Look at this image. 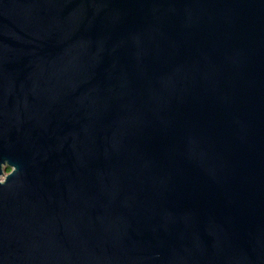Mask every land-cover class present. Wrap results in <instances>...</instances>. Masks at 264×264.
Returning <instances> with one entry per match:
<instances>
[{"label": "water", "instance_id": "1", "mask_svg": "<svg viewBox=\"0 0 264 264\" xmlns=\"http://www.w3.org/2000/svg\"><path fill=\"white\" fill-rule=\"evenodd\" d=\"M0 264H264V0H0Z\"/></svg>", "mask_w": 264, "mask_h": 264}, {"label": "flooded vegetation", "instance_id": "2", "mask_svg": "<svg viewBox=\"0 0 264 264\" xmlns=\"http://www.w3.org/2000/svg\"><path fill=\"white\" fill-rule=\"evenodd\" d=\"M11 169V168H10ZM10 169L8 171H10Z\"/></svg>", "mask_w": 264, "mask_h": 264}, {"label": "trees", "instance_id": "3", "mask_svg": "<svg viewBox=\"0 0 264 264\" xmlns=\"http://www.w3.org/2000/svg\"><path fill=\"white\" fill-rule=\"evenodd\" d=\"M8 169H10V168H8Z\"/></svg>", "mask_w": 264, "mask_h": 264}, {"label": "rangeland", "instance_id": "4", "mask_svg": "<svg viewBox=\"0 0 264 264\" xmlns=\"http://www.w3.org/2000/svg\"><path fill=\"white\" fill-rule=\"evenodd\" d=\"M9 170V169H8Z\"/></svg>", "mask_w": 264, "mask_h": 264}]
</instances>
